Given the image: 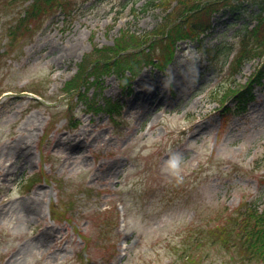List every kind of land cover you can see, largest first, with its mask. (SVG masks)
I'll return each instance as SVG.
<instances>
[{
  "label": "rangeland",
  "instance_id": "obj_1",
  "mask_svg": "<svg viewBox=\"0 0 264 264\" xmlns=\"http://www.w3.org/2000/svg\"><path fill=\"white\" fill-rule=\"evenodd\" d=\"M32 1L0 0V264H182L197 221L244 198L264 207V83L245 109L224 94L239 29L254 24L256 5L197 11L188 22L209 27L178 40L161 70L143 60L125 86L104 76L87 96L119 101L112 117L63 93L64 84L123 31L143 40L132 55L145 53L164 9L144 11L150 0H61L72 3L69 17L45 13L13 40L8 26ZM260 64L247 62L235 79L244 84ZM148 95L169 101L146 113ZM32 198L41 203L36 218L25 212ZM44 231L52 235L37 242ZM218 249L205 247L203 264H244Z\"/></svg>",
  "mask_w": 264,
  "mask_h": 264
},
{
  "label": "trees",
  "instance_id": "obj_2",
  "mask_svg": "<svg viewBox=\"0 0 264 264\" xmlns=\"http://www.w3.org/2000/svg\"><path fill=\"white\" fill-rule=\"evenodd\" d=\"M171 1H175L176 5L167 6ZM234 2L244 6H257V10L253 12L254 24L242 25L239 29L238 48L228 66L233 85L228 82L224 91L225 98L236 99V109H245L246 105L254 99L253 86L264 83V0H150L143 10L146 11L149 7L162 8L165 15L160 25L146 40L150 42V45L145 53L132 55V50L138 48L143 40L138 34L123 31L112 45L96 48L94 53L88 54L77 65L75 74L65 82L63 93H75L76 98L84 101L87 108L105 111L112 117L117 116L121 112L119 101L106 99L102 105L94 104L95 97L99 93L96 92L89 98L87 91L91 87L100 89L104 76L110 74H116L122 85H127L128 81L140 72L143 60L148 62L157 60L159 62L157 67H163L173 57L178 40L188 36L194 37V34L199 35L200 32L196 26L203 29L209 27V21L198 23V18L189 23L193 13L202 10L206 15L212 14L225 7H232ZM71 4L70 1L61 0H33L13 24L8 26L9 30L12 27L16 31L11 35L12 39L15 40L21 29L19 36L25 31H33L34 19L40 18L45 13L54 12L55 9H59L66 17H69L73 13ZM161 42L164 43L162 55L154 56L152 51ZM206 53L214 58L218 56L219 50L208 47ZM256 59L261 62L260 66L244 84H240L235 77L241 73L245 63ZM30 91L38 93L34 90ZM222 104L224 108H228L227 103ZM68 107H71L70 103ZM34 179L35 177H31L27 182L30 184ZM190 235L192 236L189 244L182 248L183 253L179 256L183 260L182 264H203L205 247L211 249L213 246L219 247L218 250L231 258H243L244 264L250 263L252 259L259 264H264V207L256 201H243L232 211L227 209L220 212L217 217L201 219L191 230Z\"/></svg>",
  "mask_w": 264,
  "mask_h": 264
},
{
  "label": "bare ground",
  "instance_id": "obj_3",
  "mask_svg": "<svg viewBox=\"0 0 264 264\" xmlns=\"http://www.w3.org/2000/svg\"><path fill=\"white\" fill-rule=\"evenodd\" d=\"M169 100L166 99V98H163L161 97L160 99H152L150 95L148 96H144L141 98V102L143 103L144 107H145V112L148 113L149 110H148V107H150V105H152L153 103L157 102L158 104H161V103H165V102H168ZM75 147V144L72 145V148ZM68 148L72 149L71 148V145L68 146ZM41 203L39 202V200L37 201L36 199L32 198L31 199V202L29 205H25V212L28 213V215L30 217H39L41 215ZM2 213V212H0ZM52 235L51 232H46L44 231L43 233H41L39 235V237H37V242H45L48 237Z\"/></svg>",
  "mask_w": 264,
  "mask_h": 264
}]
</instances>
